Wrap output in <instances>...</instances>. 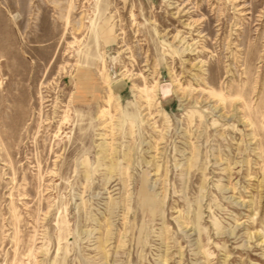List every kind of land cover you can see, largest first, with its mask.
Wrapping results in <instances>:
<instances>
[{"label":"rangeland","instance_id":"374dc122","mask_svg":"<svg viewBox=\"0 0 264 264\" xmlns=\"http://www.w3.org/2000/svg\"><path fill=\"white\" fill-rule=\"evenodd\" d=\"M0 264H264V0H0Z\"/></svg>","mask_w":264,"mask_h":264},{"label":"water","instance_id":"95a60500","mask_svg":"<svg viewBox=\"0 0 264 264\" xmlns=\"http://www.w3.org/2000/svg\"><path fill=\"white\" fill-rule=\"evenodd\" d=\"M124 86H125V82L123 80H120V81L116 82L115 84H113L112 88L114 90H118V89L124 88Z\"/></svg>","mask_w":264,"mask_h":264}]
</instances>
